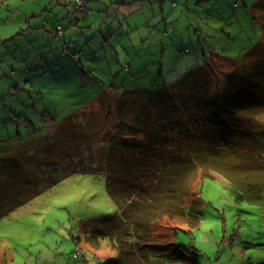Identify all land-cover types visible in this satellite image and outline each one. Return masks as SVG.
<instances>
[{
    "label": "rangeland",
    "instance_id": "1",
    "mask_svg": "<svg viewBox=\"0 0 264 264\" xmlns=\"http://www.w3.org/2000/svg\"><path fill=\"white\" fill-rule=\"evenodd\" d=\"M259 1L243 0V6L235 7L241 0H107L110 7L116 3L113 12L120 15L110 19L109 25L115 30L107 34L100 26L102 23L93 24L100 19L98 12L87 24L80 22L69 29L64 1L57 5L52 0H0V21L7 17L20 20L23 13L44 11L45 3H49L51 10L43 13L57 16L65 33L68 32L65 36L52 35L46 47L61 48L53 58L43 49L44 40L34 32L26 30L25 36L19 37L17 43L24 53L37 52L40 61L44 59L46 64L51 60L61 63L43 67L39 73L28 71L29 66L36 64L37 55H31L23 70L0 45V77L5 74L4 86L16 92L13 103L19 106L16 115L40 121L38 114L48 112L57 124L70 115L79 118L87 107L99 106L104 87L147 90L168 87L210 59V65L218 73L219 69L233 71L235 68L220 57L239 60L262 38V25L254 20ZM96 9L104 15L100 22L113 14L107 12V4ZM118 19L120 24L112 25ZM14 24L8 21L0 26V43L16 32ZM165 31L169 34H164ZM66 42L71 43L70 53L83 52L81 64L69 59ZM126 67H130V72H126ZM220 83L215 82L212 87L213 95L219 97L223 94ZM17 120L10 115L0 119V153L4 156H17L19 146L13 141L18 137L16 133L22 138L31 131L23 122L17 126ZM257 129L264 130V116L258 120ZM210 173L213 179L201 180L195 187L202 202L199 228L190 233L187 225H182L184 231L173 238V243L188 251L187 258L166 264H191L192 258L200 264H264V201L257 205L237 203L229 183L219 173ZM117 211L103 176H71L0 220V264L116 261L109 242H102L98 250L91 243L95 234L104 230L100 219ZM167 226V222L161 221L156 231L169 232L176 225L169 224L166 229ZM76 238H80L79 244ZM78 249L82 250V256L75 255Z\"/></svg>",
    "mask_w": 264,
    "mask_h": 264
},
{
    "label": "trees",
    "instance_id": "2",
    "mask_svg": "<svg viewBox=\"0 0 264 264\" xmlns=\"http://www.w3.org/2000/svg\"><path fill=\"white\" fill-rule=\"evenodd\" d=\"M254 12L262 38L239 60L212 54L233 71L218 73L210 59L168 87H104L97 108L87 107L81 117L70 115L58 124L48 112L38 114L40 121L16 115V92L0 83V119L10 115L18 119L17 126L23 122L31 129L23 139L16 133L17 156L0 153V220L71 176L100 175L118 209L100 219L104 230L91 243L98 250L109 242L115 251L116 261L105 264H166L187 258L188 251L173 238L184 231L182 225L190 233L199 228L202 202L195 187L213 179L210 172L229 183L237 203H262L264 130L257 129V122L264 116V0ZM87 15L74 22L66 15L68 28ZM60 27L63 35H57L64 36ZM114 30L109 25L106 33ZM70 44L65 43L69 59L81 64L83 52L70 53ZM46 63L61 66L57 60ZM215 82L223 85L221 97L212 93ZM161 221L166 229L176 226L160 234L156 226ZM78 251L75 255L82 256ZM191 264L200 263L192 258Z\"/></svg>",
    "mask_w": 264,
    "mask_h": 264
},
{
    "label": "crops",
    "instance_id": "3",
    "mask_svg": "<svg viewBox=\"0 0 264 264\" xmlns=\"http://www.w3.org/2000/svg\"><path fill=\"white\" fill-rule=\"evenodd\" d=\"M4 2H6V1H8V0H3ZM10 1V0H9ZM12 1V0H11ZM24 1H27V0H24ZM44 1H47V0H44ZM63 0H52V2L53 3H55V4H57V5H60L61 4V2H62ZM89 1V7H90V10H91V13H89V16L87 15V16H85L84 18H82L80 21H79V23H78V25L80 24V22H84V23H88L89 21H90V19H93V17L92 16H95V14L98 12V14H99V16H100V19L98 20V19H96L95 21H94V25L97 23V25L98 24H100V23H102V24H100V26H101V28L102 29H104V30H106V32H107V29H105V28H108V26H109V23L111 22V20L113 19V18H116V17H120V15L118 14V13H116V12H113L115 9H116V3H111V5H114V6H112V7H110L109 6V4L108 3H106L107 2V0H88ZM45 3V2H44ZM104 4H107V12H110V11H112L113 12V14H112V16H111V18H108V20H103L102 22H100V20H102V18H103V14H101V13H99L100 11L98 10V9H96V7H102V6H104ZM45 5L47 6V9H45L44 11H48V10H51L50 8V6H49V3H45ZM49 6V7H48ZM98 10V11H97ZM44 11H41L40 12V10H38V9H36V10H31L30 12H27V13H23L22 14V17L20 18V20L18 19V20H13L11 17H7L6 19H4V20H1L0 21V26L1 25H3V24H5L6 22H8V21H13L15 24L13 25V30H14V34L10 37V38H8V39H6V40H4V41H2L1 43H0V45H3V47H4V49H6V52H7V54H9V52H10V54L9 55H11V57H13V61H15V63L17 64V65H21L20 66V68L21 69H23V70H25L23 67H24V63H26V62H30L31 61V55H33V54H35V55H37V60H36V64H33L32 66H29V68H31V69H29L31 72H35V73H39V72H41V69L43 68V67H47L48 65H45V60L44 59H41V61H40V57L38 56V54H37V52H31L30 53V55H28V54H26V53H24V51H22L21 49H20V46L18 45V43H17V40L19 39V37H21V36H25V34L27 33V31L26 30H29V31H31V32H34L35 34V36L38 38V37H41V40H44V50L46 51V50H48L49 51V53H48V55L51 57V58H53V56H54V54L55 53H59L60 52V50H61V48L60 47H56V48H51V45H49L48 47H46L47 45H48V43H49V41L51 42V39H52V35L53 34H55V35H57L56 34V28L58 27V26H63L61 23H63L62 22V20H59L58 19V17L57 16H54L53 17V15H50V14H46V13H43ZM116 13V14H115ZM1 19V18H0ZM10 19H12V20H10ZM111 19V20H110ZM34 20V23H32V21ZM67 20V19H66ZM119 20V19H118ZM32 24H37L36 26H34V27H32L31 25ZM118 25L120 24V23H117ZM123 23H121V25H122ZM118 28H119V26H118ZM123 28V27H122ZM70 29V28H69ZM112 32H109V34H111ZM66 34H68V32L66 31V33L64 34V36L66 35ZM11 40H14L13 42V44H14V48H11V49H8L7 48V42L9 41H11ZM7 44V45H6ZM16 44V45H15ZM12 45V44H11ZM13 46V45H12ZM18 46V47H17ZM31 49H33V47L31 48ZM12 52H11V51ZM9 51V52H8ZM14 53H17L16 55H14ZM23 55V56H22ZM18 56L20 57V59L18 60ZM26 58H28V61H25L24 59H26ZM39 61L41 62V63H39ZM52 61V60H51ZM39 63V64H38ZM49 63H51V62H49ZM0 74H2V69H1V67H0ZM6 77V75L5 74H3V75H1V77H0V83L2 84L3 83V78H5ZM12 82H13V80H12ZM14 91V90H13ZM10 92H11V90H10ZM16 98V97H15ZM0 117H2L1 116V111H0Z\"/></svg>",
    "mask_w": 264,
    "mask_h": 264
},
{
    "label": "built area",
    "instance_id": "4",
    "mask_svg": "<svg viewBox=\"0 0 264 264\" xmlns=\"http://www.w3.org/2000/svg\"><path fill=\"white\" fill-rule=\"evenodd\" d=\"M64 9L67 12L69 22H74L80 15L91 13L88 0H68ZM57 33L63 35V29L60 26L57 27Z\"/></svg>",
    "mask_w": 264,
    "mask_h": 264
}]
</instances>
